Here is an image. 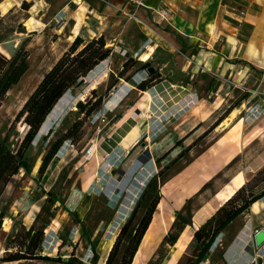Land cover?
I'll return each instance as SVG.
<instances>
[{
    "label": "rangeland",
    "instance_id": "obj_1",
    "mask_svg": "<svg viewBox=\"0 0 264 264\" xmlns=\"http://www.w3.org/2000/svg\"><path fill=\"white\" fill-rule=\"evenodd\" d=\"M6 1L12 8L8 10V5L0 0L1 52L12 58L23 50L28 54L29 62L28 70L7 93L0 106V141L4 139L10 148L16 150L29 129L25 116L16 120L17 114L74 37L66 40L60 32L54 31V28L64 24V19H60L64 13L59 11L64 3L51 0H39L37 3L32 0L18 6L16 0ZM79 6L73 2L70 10L79 9ZM44 9H48L51 15L57 12L58 17L49 23L41 20L39 32L32 33L35 25L32 16L39 18ZM83 35L88 39L87 32ZM127 55V51L121 53L118 49L116 55L111 51L106 59L82 76L57 101L45 119L46 127L42 131L39 129L25 148L24 157L29 171L22 169L13 176L0 200V211L5 209L6 213L0 249L4 248L9 233H14L23 224L30 226L35 223L47 226L45 254L61 256L68 261L74 252L83 264H89L95 248L99 253L98 264H105L121 226L135 207L141 203L136 215L139 219L151 199L161 194L151 227L132 264L193 263L201 250V243L192 238L186 250L183 245L186 247L194 233V216L206 207L217 210L234 188L239 174L249 180L257 172L256 167L264 154L257 157L256 152L264 150V133L258 136L260 138L255 144L247 147L245 153L239 152L241 154L234 155L233 159L238 156L231 161L224 144H220V137L239 121L244 124V131L262 125L264 113L261 108H248L228 115L218 113L212 117L201 114L200 117H206L207 130L220 117L226 116V119L222 126L205 132L191 145H186L183 139L172 140L177 118H180L179 122L183 120L182 113L194 105L196 97L185 90L184 94L188 93L186 99L179 104H173L172 99L160 104V90L164 85L169 86V81L158 82L159 86L152 93V88H149L147 92L150 96L140 93L137 83L143 78L149 80L150 71L147 68L138 69V64L129 68L127 75L130 78L124 77V86L118 87V74L128 59ZM93 89L97 90L91 102L102 96V104L85 116L78 112L76 104L80 100L86 102ZM115 100L118 102H113ZM91 102L87 104L88 108ZM239 102L240 99H233V105ZM224 108H227L226 104ZM142 117L140 136L130 146L124 145L122 142L131 124ZM78 119L83 120L82 125L73 130V137L65 139ZM192 121L185 126H191ZM215 140L216 143L207 152ZM143 142L146 143L144 146ZM48 158L50 163L41 173V166ZM149 158L150 164H146ZM142 181L144 185L139 184ZM137 187L140 188L135 193ZM251 187L256 193L264 189V173L252 182ZM257 203L252 205L249 217L237 220L208 251L209 264H264V236L256 234L264 226H255L257 216L261 217L264 213V207L259 203L257 210ZM178 216L181 221H190L192 217L193 221L180 234L175 245L167 246V253L160 261V250L166 245L165 238L172 231L171 226ZM32 264L69 263L38 261Z\"/></svg>",
    "mask_w": 264,
    "mask_h": 264
},
{
    "label": "crops",
    "instance_id": "obj_2",
    "mask_svg": "<svg viewBox=\"0 0 264 264\" xmlns=\"http://www.w3.org/2000/svg\"><path fill=\"white\" fill-rule=\"evenodd\" d=\"M31 1L16 0L18 6ZM35 1L38 3L39 0ZM51 1L64 3L60 9L58 5L60 13H64L60 17L64 19V24L54 28V31L60 32L66 40L77 35L85 39L84 32L88 34L86 41L105 35L112 54L116 55L118 49L121 53L127 51L128 57L133 56L140 62L149 63L147 69L152 67L153 71H158L160 82L171 83L162 88L187 87L196 97V103L181 114L183 120L179 122L180 118H177L176 135L173 134L175 137L172 140L183 139L187 142L186 145L193 144L207 131L206 117L199 116L204 113L212 117L227 111L231 114L235 111L241 113L248 108L255 110L256 107L261 108L264 113V0ZM73 2L80 5L81 11L70 10ZM2 3L8 5V10L12 8L8 1L4 0ZM161 8L169 10L167 18L160 16L158 10ZM56 13L51 15L48 9H44L39 18L32 16L35 18V25L31 32H39L41 20L45 19L44 22L49 23L58 17ZM122 80L124 79L119 77L116 83L118 87L124 86ZM159 84L151 87V93ZM138 90L140 93L147 92ZM236 98L240 102L233 105V99ZM252 105L254 106L251 107ZM191 119L194 120L191 126L186 127L185 124L190 123ZM224 119L214 127H219ZM263 133L264 122L249 131H244V124L238 122L222 134L220 144H224L228 160L231 161L239 152L245 153L247 147L255 144L260 138L258 136ZM216 140L208 147L207 152ZM171 151L172 149L167 150ZM256 153L257 157H261L264 150L260 149ZM148 160L150 158L146 159V164H150ZM257 202L264 207L263 198ZM251 214L240 216L231 222L217 235L213 245L229 232L230 226L237 220ZM257 220L256 227L264 226V213L261 217L257 216ZM193 224L195 226V222ZM199 264H209V255L208 259H203Z\"/></svg>",
    "mask_w": 264,
    "mask_h": 264
},
{
    "label": "trees",
    "instance_id": "obj_3",
    "mask_svg": "<svg viewBox=\"0 0 264 264\" xmlns=\"http://www.w3.org/2000/svg\"><path fill=\"white\" fill-rule=\"evenodd\" d=\"M111 51L112 48L107 45L105 35L88 41L81 35H77L69 42L67 49L52 68L47 71L42 81L31 93L17 114L16 120H20L21 117L25 116V121L29 125V129L25 133L19 147L14 150L8 146L4 139L0 141V200L12 177L16 176L22 169L29 171V164L24 157V150L32 142L39 129H41L54 105L82 76L87 75L97 64L106 59ZM136 64H138V69L149 67V63L140 62V60L130 56L123 63V67L118 74V80L119 77L129 79L130 75H127L129 68ZM28 68V54L23 50H20L12 58H9L0 51V106L7 93L20 81ZM158 82H160V73L153 71L150 73V79L143 80L137 87L146 91ZM96 90H92V96L88 97L86 102L82 100L77 102L78 112L89 116L102 104V96L91 102V98L96 95ZM90 102L91 107L88 108L87 104ZM226 114L228 115V111ZM225 117H220L214 126L220 124ZM82 123V119L76 120L65 139L73 137V130L79 129ZM214 126L210 129H213ZM49 163V158L44 160L40 169L41 173L46 171ZM263 173L264 167L258 170L242 187L237 189L228 200L224 201L212 216H209L201 223L202 225L200 224L201 226H198L199 228L195 227V231L189 239L185 250L192 238L200 242L202 247L196 255V260L188 264H199L204 259V256L208 254L217 235L238 217L250 214L252 205L256 201L264 198V189L256 193L253 187H251L252 182L257 180ZM161 199V194L152 198L145 208L144 214L139 219H136V215L141 203L135 207L131 216L121 226L116 241L108 253L105 264L133 263L143 238L152 224L155 211ZM50 200L48 199V201ZM5 215V209H2L0 211V235ZM191 221L192 218H190V221H181L180 216L176 217V220L171 226V229L173 228L172 231L165 238L166 245L164 244L160 250V261L167 253V246L174 245L177 242L180 234L187 225L192 223ZM46 227V225L42 227L37 226L35 223L30 226L23 224L14 233H9L5 238L4 248L0 249V262L32 264L38 261H44L83 264L80 259L74 256V252H72L73 257L68 261H64L61 256L45 254L44 241ZM98 260L99 253L94 248L93 259L89 264H98Z\"/></svg>",
    "mask_w": 264,
    "mask_h": 264
},
{
    "label": "bare ground",
    "instance_id": "obj_4",
    "mask_svg": "<svg viewBox=\"0 0 264 264\" xmlns=\"http://www.w3.org/2000/svg\"><path fill=\"white\" fill-rule=\"evenodd\" d=\"M2 49V48H1ZM0 49V51H1ZM3 50V49H2ZM8 52V51H6ZM96 74V73H95ZM157 87H154V91H156ZM160 88V87H159ZM162 90H160L161 96L158 99L159 103L162 104L163 102L168 101L169 99H172L173 104L177 105L179 104L183 99H186V95L188 94H184L185 90H188L187 87H172V88H161ZM123 90V89H122ZM150 92H146V95H149ZM156 93V92H155ZM174 97H178V99H174ZM145 99V98H144ZM142 100V99H141ZM196 103V102H195ZM197 108V107H196ZM197 110V109H196ZM198 113V112H197ZM235 113V112H234ZM138 114V113H137ZM195 114V113H194ZM136 115V114H134ZM202 118V117H201ZM135 119V118H134ZM144 118L142 117L141 120H137L134 124H131L130 126V131L128 132L126 138L124 139V141L122 143H124V145L126 146H130L132 143H134L138 137L140 136L141 132H142V120ZM136 120V119H135ZM46 122V121H45ZM45 122L43 123L40 131L43 130V128L46 127ZM240 122V121H239ZM224 122H222L223 124ZM222 124L220 126H222ZM23 125V124H22ZM142 125V126H141ZM240 125V124H239ZM256 136V135H255ZM150 137V136H149ZM148 137V138H149ZM261 162L259 163V165L256 167V170L258 171L260 169V167L264 166V157L260 160ZM139 164V163H138ZM135 165V164H134ZM130 168V167H129ZM134 169V168H133ZM129 170V169H128ZM130 172V171H129ZM128 172V173H129ZM135 172V171H134ZM131 173V172H130ZM256 173V172H255ZM129 175V174H128ZM128 179V178H127ZM146 178H144L145 180ZM248 178H245L243 174H239L236 178L235 181V185L234 188L224 197V200H228L237 189H239L240 187H242L244 185V183L247 182ZM139 184L144 185V182H140ZM140 187H137V189H135V193L139 191ZM256 209L259 210L260 206L258 204L255 205ZM216 211V208L214 207H206L204 209H202L197 216L195 217V225L196 226H200V224L205 221L209 216H211L214 212ZM5 227V226H4ZM185 248V245H183V249Z\"/></svg>",
    "mask_w": 264,
    "mask_h": 264
},
{
    "label": "built area",
    "instance_id": "obj_5",
    "mask_svg": "<svg viewBox=\"0 0 264 264\" xmlns=\"http://www.w3.org/2000/svg\"><path fill=\"white\" fill-rule=\"evenodd\" d=\"M159 11V14L162 18H167L169 15V10L167 8H161ZM264 232V229L257 230L256 234L257 236L261 233Z\"/></svg>",
    "mask_w": 264,
    "mask_h": 264
},
{
    "label": "water",
    "instance_id": "obj_6",
    "mask_svg": "<svg viewBox=\"0 0 264 264\" xmlns=\"http://www.w3.org/2000/svg\"><path fill=\"white\" fill-rule=\"evenodd\" d=\"M149 71L152 72V71H153V68L150 67V68H149ZM142 144H143V146H144L146 143L143 142ZM261 234L264 236V232H261V233L258 235V237H260ZM258 237H257V238H258ZM174 245H175V244H174ZM206 259H208V254H206V255L204 256V260H206Z\"/></svg>",
    "mask_w": 264,
    "mask_h": 264
}]
</instances>
